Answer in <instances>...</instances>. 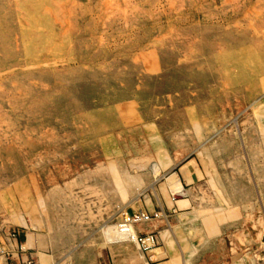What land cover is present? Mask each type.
I'll list each match as a JSON object with an SVG mask.
<instances>
[{
  "label": "rangeland",
  "instance_id": "obj_1",
  "mask_svg": "<svg viewBox=\"0 0 264 264\" xmlns=\"http://www.w3.org/2000/svg\"><path fill=\"white\" fill-rule=\"evenodd\" d=\"M140 210L152 260L112 240ZM12 230L42 264H264V0H0Z\"/></svg>",
  "mask_w": 264,
  "mask_h": 264
},
{
  "label": "built area",
  "instance_id": "obj_2",
  "mask_svg": "<svg viewBox=\"0 0 264 264\" xmlns=\"http://www.w3.org/2000/svg\"><path fill=\"white\" fill-rule=\"evenodd\" d=\"M155 217H158L157 212H154V214H148L141 210L130 213L125 212L116 225L117 229L127 236L126 240L137 244L139 251L146 260H152V251L158 242L157 234L155 232L140 233L136 230V226L148 222ZM8 235L10 238H16L17 232L16 230H12ZM1 248L0 246V251H2Z\"/></svg>",
  "mask_w": 264,
  "mask_h": 264
},
{
  "label": "crops",
  "instance_id": "obj_3",
  "mask_svg": "<svg viewBox=\"0 0 264 264\" xmlns=\"http://www.w3.org/2000/svg\"><path fill=\"white\" fill-rule=\"evenodd\" d=\"M176 179L178 180L177 182L181 186L180 180L178 178H176ZM23 224H22L23 226L27 225L25 223V221L23 222ZM111 226L112 225H108L107 227L110 228ZM113 226H115V225H113ZM136 230L140 233L153 232L150 229L143 228L142 224L136 226ZM8 234H9V232H8ZM157 238H158V235H157ZM2 240H3V242H0V243H2V244H0V246L2 248L6 249L5 255H8L7 258H9L11 260L10 264H42L40 262V258L38 256H36L37 251L34 252L32 250V249H36V241L33 239L32 233L29 230L27 233L24 232V234H22L20 231H18L16 238H10L9 235H7V233H6L2 236ZM112 240L117 242V241H121V240H126V238L114 237ZM157 245H158V242H157ZM157 245L155 246V248L152 251L153 254H154V251L157 249ZM158 264H160V263H158Z\"/></svg>",
  "mask_w": 264,
  "mask_h": 264
},
{
  "label": "bare ground",
  "instance_id": "obj_4",
  "mask_svg": "<svg viewBox=\"0 0 264 264\" xmlns=\"http://www.w3.org/2000/svg\"><path fill=\"white\" fill-rule=\"evenodd\" d=\"M22 223H23V222H22ZM23 225H24V224H23ZM105 226H106V225H105ZM115 226H116V225H115ZM115 226H114V227L112 226V227H113V229H114V228H116ZM107 228H109V227H107ZM117 231L119 232V230H118V229H117ZM118 236H123V235H122V233H121V235H118Z\"/></svg>",
  "mask_w": 264,
  "mask_h": 264
}]
</instances>
